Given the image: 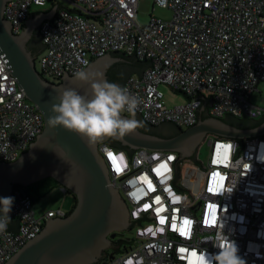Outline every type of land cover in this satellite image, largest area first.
<instances>
[{"label":"built area","instance_id":"2783aa9c","mask_svg":"<svg viewBox=\"0 0 264 264\" xmlns=\"http://www.w3.org/2000/svg\"><path fill=\"white\" fill-rule=\"evenodd\" d=\"M49 1L60 5L59 0L7 1L4 16L13 32L21 33L33 5ZM68 1L71 6L61 7L39 29L47 45L40 58L43 77L60 80L64 71L74 75L92 59L109 52L130 56L135 48L141 61L156 58L142 77L132 74L124 85L142 101L137 112L148 124L169 122L182 129L196 124L197 92L205 100L213 97L207 109L212 117L264 116V108L251 101L264 83V0H154L173 15L152 17L145 25L137 20L140 0ZM161 83L184 92L187 101L168 106ZM36 111L0 59V161L16 160L43 131L44 117ZM209 142L204 169L188 162L181 175L185 164L180 162L181 191L171 183L177 152L140 148L130 159L126 150L100 143L112 184L128 203L131 224L147 213L151 220L131 227L130 247L100 264H200L203 254H217L226 238L247 264H264V139L245 138L239 152L238 139L215 135ZM12 197L10 213L20 228L0 233V264L49 219L68 214L59 208L37 215L32 198L21 189Z\"/></svg>","mask_w":264,"mask_h":264},{"label":"water","instance_id":"95a60500","mask_svg":"<svg viewBox=\"0 0 264 264\" xmlns=\"http://www.w3.org/2000/svg\"><path fill=\"white\" fill-rule=\"evenodd\" d=\"M7 1L0 0V59L17 81L19 91H24L26 97L37 106L39 111L36 112L42 113L45 123L43 131L36 135V140L27 151L14 161H0V197H12L20 187H23L22 194L28 195L25 189L28 185L53 177L64 190L75 195L77 203L70 214L49 219L42 231L27 241L6 264H97L106 255V249L112 248L120 253L122 243L133 242L112 243L115 232L151 221L146 218L147 213L140 221L131 224L128 203L112 184L108 166L99 149L100 143L106 142L126 150L130 159L140 148L179 153V158L173 163L174 179L171 183L181 191L177 187L179 164L183 160H191L200 166L195 155L208 134L240 140L238 152L244 146L245 138L264 139V116L258 121L247 120L244 115L240 120L231 113H225L224 119L212 117L207 109L215 102L213 97L205 100L199 92L195 101L201 100V104L194 112L197 123L186 129L178 130L169 122L159 126L147 124L136 112L134 118L142 122V127L134 133L124 138L104 137L90 143L79 133L50 124L49 118L54 115L52 106L59 103L56 99L58 89L89 88L65 71L60 82H52L43 77L36 67L37 55L47 47L42 44L40 26L44 21L52 22L58 10L65 7L54 5L47 11L29 12L26 25L21 33L16 34L11 22L4 16ZM154 59L137 60L134 48L129 57L121 52H109L92 59L86 68L90 67L109 82L124 87L133 72L140 78L144 70L151 69ZM122 115L133 118L127 113ZM9 215L11 222L7 231L16 233L20 220L13 221L11 213Z\"/></svg>","mask_w":264,"mask_h":264},{"label":"clouds","instance_id":"9594fccd","mask_svg":"<svg viewBox=\"0 0 264 264\" xmlns=\"http://www.w3.org/2000/svg\"><path fill=\"white\" fill-rule=\"evenodd\" d=\"M75 80L90 88L78 90L65 87L56 91L58 104L52 106L49 122L64 129L79 133L88 142L96 143L104 137L124 138L142 127L135 114L142 103L139 97L126 88L109 82L104 76L90 67L74 74ZM129 113L133 118L122 114ZM14 197H0V233H4L11 217ZM220 251L209 257L205 253L200 264H247L239 255V248L234 241L225 239L219 246Z\"/></svg>","mask_w":264,"mask_h":264},{"label":"rangeland","instance_id":"374dc122","mask_svg":"<svg viewBox=\"0 0 264 264\" xmlns=\"http://www.w3.org/2000/svg\"><path fill=\"white\" fill-rule=\"evenodd\" d=\"M59 4L64 7L71 6V3L68 0H59ZM53 6L52 2L49 1L46 6H36L33 5L31 11L32 12H42L47 11ZM173 12L170 8L158 6L154 3V0H140L139 8H138V16L137 20L140 24L145 25L149 22L152 17L162 18L168 20L172 17ZM41 54L36 57V67L38 70L41 69ZM132 74L137 75L135 72ZM52 82H59L58 79L48 76L47 77ZM57 80V81H55ZM160 90L163 91L165 96V102L168 106H175L178 104H182L187 100L186 95L182 92L174 91L168 84L161 83ZM251 101L257 106L264 108V83H260L258 88L254 90L251 94ZM185 129V128H184ZM215 137L213 134H210L208 138H206L199 145L195 160L200 163V168L204 169L209 160L211 145L209 144V140ZM183 164L181 165V175L184 173V167L188 162L194 163L191 160H183ZM196 164V163H195ZM63 187V186H62ZM61 186L59 188L54 189L46 196L40 198L34 205L35 212L37 215H42L48 209L57 210L59 208L63 209L65 212H69L74 204V197L71 193H66ZM124 238H132L134 236V228H130L122 231ZM113 239V238H112Z\"/></svg>","mask_w":264,"mask_h":264},{"label":"trees","instance_id":"16d2710c","mask_svg":"<svg viewBox=\"0 0 264 264\" xmlns=\"http://www.w3.org/2000/svg\"><path fill=\"white\" fill-rule=\"evenodd\" d=\"M43 44V43H42ZM125 56V55H124ZM125 57H129V56H125ZM137 60H139L138 58H136ZM141 61V60H139ZM132 75V74H131ZM180 92V91H179ZM184 95H186L184 92H182ZM187 97V95H186ZM225 118V117H224ZM222 118V119H224ZM238 119H243L242 117H237ZM247 120H253V121H256V119H252V118H248V117H245ZM148 124V123H147ZM163 124V123H162ZM161 125V124H160ZM174 125V124H173ZM159 126V125H157ZM176 128L179 129L178 126L174 125ZM261 138V137H260ZM110 145V144H109ZM111 146V145H110ZM113 147V146H112ZM113 148H116V147H113ZM119 149V148H117ZM179 154V153H178ZM62 187V185L60 184L59 181H57L55 178L53 177H46V178H43L39 181H36L30 185H28L25 189L26 191L28 192V196H30L33 200V203L35 204L40 198L46 196L47 194H49L51 191H53L54 189L56 188H59V187ZM23 187H20L18 189H22ZM66 193H71L75 199L74 201V204L71 208V210L68 212V214H70L73 209L75 208V205L77 203L76 201V197L75 195L70 192V191H66ZM130 229V228H129ZM115 237L112 239V243H117L119 241H125V242H131V238H124L122 235H123V232H115ZM130 244L131 243H122L121 246L119 247L120 249V253L124 252L125 250H127V248L130 247ZM106 255L109 257L110 254H114V255H117L119 254V252H116L114 249H106L105 251Z\"/></svg>","mask_w":264,"mask_h":264},{"label":"flooded vegetation","instance_id":"af4514ba","mask_svg":"<svg viewBox=\"0 0 264 264\" xmlns=\"http://www.w3.org/2000/svg\"><path fill=\"white\" fill-rule=\"evenodd\" d=\"M33 13V12H32ZM39 33H40V31H39ZM55 81H57V80H55ZM58 81L60 82L61 81V79L59 80L58 79ZM262 118V117H261ZM261 118H259V119H256V121H258V120H260ZM164 124V123H163ZM180 128V127H179ZM178 129V128H177ZM179 130V129H178ZM208 136H210V134H208L206 137H205V139L206 138H208ZM215 136V135H214ZM204 139V140H205ZM105 252V251H104ZM114 257L115 255L114 254H110V256L108 257L107 255H105L103 258H101L100 259V261L97 263V264H100V263H103V262H106V261H108L109 259H111V257Z\"/></svg>","mask_w":264,"mask_h":264},{"label":"crops","instance_id":"0c3cea01","mask_svg":"<svg viewBox=\"0 0 264 264\" xmlns=\"http://www.w3.org/2000/svg\"><path fill=\"white\" fill-rule=\"evenodd\" d=\"M33 13H38V11L33 12ZM25 25H26V23H25ZM41 53H43V51H42ZM41 53H39V54H41ZM39 54H38V55H39ZM38 55H37V56H38ZM186 101H187V100H186ZM186 101H185V102H186ZM166 104H167V103H166ZM167 105H168V104H167ZM34 205H35V204H34ZM34 208H35V207H34ZM48 210H49V209H48Z\"/></svg>","mask_w":264,"mask_h":264}]
</instances>
